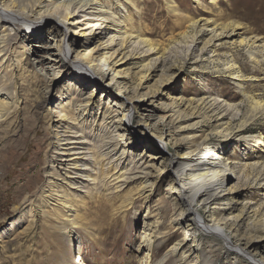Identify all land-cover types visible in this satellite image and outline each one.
Segmentation results:
<instances>
[{
  "label": "rangeland",
  "instance_id": "rangeland-1",
  "mask_svg": "<svg viewBox=\"0 0 264 264\" xmlns=\"http://www.w3.org/2000/svg\"><path fill=\"white\" fill-rule=\"evenodd\" d=\"M129 1L137 6L133 28L156 48L149 57L140 48L132 54L142 63L160 58L139 74L121 60L113 71L101 64V80L84 84L81 70L57 61L45 70L49 77L37 72L41 45L22 37L30 36L27 26L0 43V264L264 263V0ZM56 23L50 34L51 24L33 33L57 40ZM72 31L70 60L82 42ZM60 94H82L102 108L69 127L77 157L86 159L70 186L54 160L57 107L66 102ZM103 107L115 116L102 122ZM186 140L207 142L243 167L238 184L231 176L223 184L233 191L225 196L229 210L219 202L221 188L193 202L218 233L189 226L179 202L169 160L184 156ZM49 187L66 197L56 196L61 206L48 201ZM245 201L256 211L241 210Z\"/></svg>",
  "mask_w": 264,
  "mask_h": 264
},
{
  "label": "bare ground",
  "instance_id": "bare-ground-1",
  "mask_svg": "<svg viewBox=\"0 0 264 264\" xmlns=\"http://www.w3.org/2000/svg\"><path fill=\"white\" fill-rule=\"evenodd\" d=\"M105 1L108 2V4H104L99 0H0V43L3 45L6 44L8 40L7 38H9L11 32H14V35L17 37L19 33L24 32V29H26L27 26L30 36L25 38L24 36L26 35H23L22 37L28 41L29 44L34 42L41 45L42 51L33 58V62H37L41 67V71L37 72L50 77L53 72L45 73V70L50 67L52 70H55V68L52 67V63L57 61H68L69 67H75L77 70H81V74H85L83 75L84 84V81H86L85 78L87 81H90V83L87 84H93V82H96V79L98 81L99 79L101 80V78L95 76L96 73L98 74L101 70V64L103 65V68H105L104 70L107 69L113 71L111 68L115 67L119 61L130 60L127 65H129L128 68L135 71L134 73L139 74V72L144 71V69L150 70L153 65H156V61L160 58L156 57L153 59L155 63L151 62L152 59L149 63H142L143 60L141 59L143 58L132 54V49L134 48L144 49V52L148 54V57L156 54V48L142 36L140 31L136 32L133 28L134 21L130 9L136 12L137 6L132 1H129L128 4V2H126L127 0ZM111 5H114L113 9ZM71 17L76 18L69 20ZM56 22L60 23L62 25L61 28L63 29L57 40H55L54 36L52 40H50L51 37H49L50 39L47 38L45 40L38 38L37 36L40 31H35V33H33L35 28L42 27L45 24V27H47L51 24L48 31L49 33L54 26H58ZM119 23L121 24L118 25ZM66 24L69 25V28L66 27L65 29ZM22 25H24L25 28L22 27ZM20 28L22 30H20ZM66 30L68 32L73 30V35H78L82 39V42L79 45L81 53L78 52L73 60L68 59L71 50L70 44H68L66 39ZM191 32H194L191 36L192 40L198 42V37L201 36V31L199 30L198 32L195 30ZM31 33H33L32 36ZM185 37L189 38L187 35ZM207 45H209V42L206 44L205 41L200 49H204ZM128 48H130V50H127ZM1 52H3L2 48L0 49V53ZM193 58L197 59V57H194V54ZM28 61L29 60L26 61V64H29L34 69V66L32 65L33 62ZM84 61L89 65L86 67L82 66L85 64ZM131 73H133V71L130 72V74ZM54 76L58 75L55 73ZM129 76L130 75L127 73L123 74L121 77L122 80L119 84H121V86H126L128 84L126 81H128ZM231 77L232 80H239L238 75L232 74ZM114 78H117L116 74ZM49 81L51 83L55 82L53 80ZM130 87L136 90V87ZM62 95L65 94H60V96ZM122 95H124V92ZM63 99H65L66 102L57 107L60 110L57 114L59 121L57 122L59 124L55 131L58 153H56V158H54V160L55 163H57V168H59L60 171L63 170V173L61 174H64V179L67 180L66 182L61 180V184L70 186V184H72L71 179H75L72 175L77 174L78 171L82 170L80 167L85 165L83 164V160L86 159H84V157L82 158V156L77 157V155L82 153L76 152L79 148L72 147L76 143L74 142L75 137L70 132L71 129L69 130V127L74 125V121H78L77 124H83L88 119L91 112H93L92 116L95 115V108L99 110L100 106L94 104L88 97H82V94H78L75 98L69 96L63 97ZM202 102L204 103V101ZM207 103L209 102H206V104ZM63 106L68 107L66 108ZM71 106L72 110H70ZM211 106L214 107V104L209 107ZM106 110L107 107H103V113H100L102 114V122L104 119L106 120L115 116L112 114L113 110L109 108L107 113ZM72 111H74V113H72ZM127 111L128 110H126V112ZM0 112L2 111L0 110ZM148 118H150V115L147 116V120ZM163 118L164 117H160L159 121L163 120ZM189 127H192V125H189ZM194 137L192 136L191 138L193 139ZM186 141L187 142L184 143L186 148L184 156L182 158L177 157V159L171 158L169 160L171 174L174 176L173 181H175L178 195H180L179 202L183 204L185 211L188 212L189 226H192L197 231H203L207 234L212 231L211 229H213L215 233H218L214 228V224H212L210 220H205V224L202 223V216L196 209H194L193 202L198 197L201 198V201L204 203V201L213 197L212 194L214 193L212 192H214V187L217 189L221 188V191L223 192L218 195V198L220 199L219 202H222L220 203L222 205L228 206L229 210V199L225 196H228L229 193L233 191H229L228 187L226 185L223 186V184L226 182L228 183V180L230 179L228 177L230 176L235 179L236 184H238V175L243 167L239 165L235 166L237 162L230 160L221 149L208 146L207 142L202 141V143H197L193 146V141ZM58 173L59 172L56 171L53 175L57 176L56 178L59 180L60 174ZM106 175H109V173H106ZM123 175L125 174L121 173L119 176H116L114 180L123 177ZM112 176L114 177L115 174H110V177ZM67 183L68 185H66ZM47 184L49 185L51 183L48 181ZM55 192L56 190H53L51 187L48 188V201L51 199L53 202H58L59 206H61L62 202H59L56 198V196L60 195L55 194ZM60 198H62L63 201L66 200L64 195L60 196ZM246 204L247 201L243 203L241 210L245 209L246 212H249L250 209H252L250 212L256 211V209H253L249 204ZM71 221L73 223V220ZM214 222H216L215 219ZM184 231L187 232L186 230ZM222 234L223 233H219V236ZM221 238L225 243V246L234 248V246H230V238L224 236ZM250 258L253 259L252 257Z\"/></svg>",
  "mask_w": 264,
  "mask_h": 264
}]
</instances>
